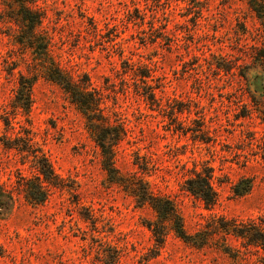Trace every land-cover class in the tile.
I'll use <instances>...</instances> for the list:
<instances>
[{"label": "rangeland", "instance_id": "1", "mask_svg": "<svg viewBox=\"0 0 264 264\" xmlns=\"http://www.w3.org/2000/svg\"><path fill=\"white\" fill-rule=\"evenodd\" d=\"M22 6L44 15L36 35L48 53L23 45ZM42 57L89 77L104 114L124 127L119 174L172 199L199 242L168 226L157 245L147 227L156 213L109 180L85 115L36 65ZM141 64L159 106L136 91ZM20 73L36 75L27 111L15 105ZM26 130L58 182L30 202V157L0 144L11 195L0 208V264H264L261 250L225 230L230 220L264 229V16L248 0H0V136ZM204 165L218 196L210 205L183 187Z\"/></svg>", "mask_w": 264, "mask_h": 264}, {"label": "trees", "instance_id": "2", "mask_svg": "<svg viewBox=\"0 0 264 264\" xmlns=\"http://www.w3.org/2000/svg\"><path fill=\"white\" fill-rule=\"evenodd\" d=\"M250 6L260 16H264L263 0H248ZM17 16L23 25L26 26L24 36L28 38L23 45H27L33 50H41L48 53L49 41L44 35H36L44 15L37 9L19 7L16 11ZM29 33V34H28ZM36 65L44 69L45 75L51 81L59 84L70 96L71 100L77 105L85 115L87 126L91 131L92 137L100 149L102 156L101 162L103 168L107 171L111 182L123 185L126 190L134 197L138 205L148 204L156 213V219L149 221L147 227L153 233L158 246L164 240L166 228L170 226L175 233L185 241L196 244L199 242L195 234H189L185 231L174 201L168 197L153 193L143 178H127L119 174L114 164V147L122 140L125 134L121 122L111 123L108 115L104 114L106 106H103V97L94 87L91 86L89 77L84 74L83 79H74L64 73L60 66L50 57L37 58ZM132 68V67H130ZM136 91L141 94L151 105L159 106L158 98L154 91V86L148 83L151 76L150 69L142 64L133 69ZM36 75L27 76L20 73L18 86L15 90V105L19 108L28 110L31 103L32 87ZM5 128H12L11 121L7 116L1 117ZM0 144L8 149L15 148L23 152L24 157H30L31 166L37 171L35 178H25L22 183V190L25 197L32 203H41L47 197V184L56 185L58 176L44 154L41 147L34 141L28 130L24 135L10 137L6 134L0 136ZM213 170L209 166H202L201 169H194L192 175L184 180L183 187L192 195L200 198L206 204H214L217 200V192L212 183ZM11 195L6 193L0 184V208L9 205ZM225 228L227 232H232L236 236L245 239L244 244H252L257 250L262 251L259 261L264 260V229L251 221L248 223L228 221ZM202 241H200L201 243ZM262 259V260H261Z\"/></svg>", "mask_w": 264, "mask_h": 264}]
</instances>
